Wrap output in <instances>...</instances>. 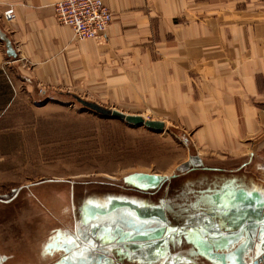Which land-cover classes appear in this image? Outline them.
Segmentation results:
<instances>
[{"label": "crops", "instance_id": "0c3cea01", "mask_svg": "<svg viewBox=\"0 0 264 264\" xmlns=\"http://www.w3.org/2000/svg\"><path fill=\"white\" fill-rule=\"evenodd\" d=\"M57 1L0 0V117L15 101L87 88L95 100L145 103L179 117L213 148L248 147L259 133L264 139V0H104L114 12L104 41L74 38L55 17ZM10 6L16 15L8 21L3 13ZM217 197L222 223L209 217L197 243L218 264H244L238 242L245 228L226 210L236 209L232 199ZM130 208L141 216L161 210ZM128 209L120 208V217ZM85 228L118 240L99 247H136L149 259L163 253L155 238L136 243L130 230Z\"/></svg>", "mask_w": 264, "mask_h": 264}, {"label": "rangeland", "instance_id": "374dc122", "mask_svg": "<svg viewBox=\"0 0 264 264\" xmlns=\"http://www.w3.org/2000/svg\"><path fill=\"white\" fill-rule=\"evenodd\" d=\"M66 92L15 101L0 117V264H58L64 253L51 242L60 237L78 239L77 233L95 226L96 210L128 203L131 207L154 205L166 213L170 224L197 225L190 230L182 227L155 259L137 255L136 247H100L108 255L105 264H218L201 252L196 238L202 218L222 223L217 218L225 210L217 194L223 186L242 189L234 203L241 220L253 203L255 213L246 218L264 215L261 133L248 147L217 149L200 142L182 119L161 114L159 108L145 103L136 107L133 102L104 96L95 100L99 96L87 88L70 91L108 108L163 120L164 130L100 115ZM192 156L204 162H192ZM230 159L240 164L218 162ZM140 172L177 175L156 191L130 178ZM89 230L94 244L118 241L102 237L103 233L99 239ZM255 241L256 247H240L244 264H252L255 253L264 249V238Z\"/></svg>", "mask_w": 264, "mask_h": 264}, {"label": "water", "instance_id": "95a60500", "mask_svg": "<svg viewBox=\"0 0 264 264\" xmlns=\"http://www.w3.org/2000/svg\"><path fill=\"white\" fill-rule=\"evenodd\" d=\"M68 96L75 98L80 104L89 108L100 115L103 116H111L114 118L122 119L125 122L131 125H143L149 127L154 130H164L165 122L163 120L144 118L141 114H132L121 111L117 108H108L103 105L98 104L97 102L85 100L81 96H78L72 92H66ZM192 162L195 163H203V159L192 156ZM196 160V161H194ZM219 163L228 165L240 164V161L235 159H230L226 161H218ZM173 175H161V174H150V173H134L130 176V178L135 181L137 184L141 185V187L147 188H156L163 184L164 181L171 179V177L176 176ZM129 208L128 212H130L129 216L126 215V219L124 215L120 217L118 211L120 208ZM131 206H116L112 207L113 209L109 212L102 213L99 212L98 218L104 220H99L96 218L93 224L97 227L105 226L109 230L114 231L115 228H120L123 230H130L129 235L130 239H133L136 243H144L147 240L155 238L157 241H163L166 237H170V234L176 232L178 228L173 230H168L170 224L167 221L165 213L162 210H155L153 213H146L145 215H139V211L136 208H130ZM167 229V230H165ZM249 230V229H247ZM261 231L264 232L262 228ZM249 233V232H248ZM78 239L68 240L66 237H60L57 242H51V245L58 246L64 250V255L58 264H105L106 258L108 255L106 253L101 252V248L97 246L91 245L87 240V237L83 234L80 235L77 233ZM133 236V237H132ZM264 236L262 237V239ZM154 240V241H155ZM123 241V240H122ZM156 241V242H157ZM84 243L82 245L81 243ZM123 242H119L122 244ZM118 245V244H117Z\"/></svg>", "mask_w": 264, "mask_h": 264}, {"label": "built area", "instance_id": "2783aa9c", "mask_svg": "<svg viewBox=\"0 0 264 264\" xmlns=\"http://www.w3.org/2000/svg\"><path fill=\"white\" fill-rule=\"evenodd\" d=\"M56 19L70 25L78 40L104 41L113 19V13L104 0H59L54 4ZM8 21L15 19V8L4 11Z\"/></svg>", "mask_w": 264, "mask_h": 264}, {"label": "flooded vegetation", "instance_id": "af4514ba", "mask_svg": "<svg viewBox=\"0 0 264 264\" xmlns=\"http://www.w3.org/2000/svg\"><path fill=\"white\" fill-rule=\"evenodd\" d=\"M242 164H246L245 162L244 163H242ZM241 164V165H242ZM164 182H166V181H164ZM163 182V183H164ZM163 186V184H161L159 187H156L154 190H158V189H160L161 187ZM224 188H227V187H224L223 186V190L221 189V191H220V193L219 194H217V196L218 195H222V196H225L226 198L228 197V200H231L232 199V202H234V203H236V201L238 200V194L241 192V190L242 189H239V188H235L234 186H230V187H228V190H226V189H224ZM139 190H141V189H139ZM142 191H146V190H142ZM141 191V192H142ZM247 204H249L248 202H246ZM250 203H251V201H250ZM235 206H236V204H234ZM248 208H247V211L245 212V216L247 217V216H249V215H253V213H255V210H256V204L255 203H253V207H252V204H251V207L250 206H247ZM235 209V208H234ZM234 209H232V210H234ZM237 209V208H236ZM231 210V211H232ZM260 211V210H259ZM165 213V212H164ZM234 219L236 220V222H235V224H236V226H237V221L239 220L240 221V224L239 225H241V226H243V228H245L244 230H245V233H247L241 240H240V242H238V243H241V245H243V247L245 248V249H248L250 246L252 247H256L257 246V241H255V239L257 238L258 240H259V238H261L262 239V237H263V231H261V229L263 228L264 229V224L263 225H260L261 223H259L257 220H258V218L259 217H252V218H244L243 220H241L242 219V217H241V215L240 214H238V211L237 210H234ZM258 213V212H257ZM165 215H166V213H165ZM261 218H262V220H264V215H263V213L261 214V216H260ZM167 218V217H166ZM207 218V219H206ZM206 218H202V222L201 223H198L200 226H202V225H205L204 223H207V221H208V217H206ZM167 221H168V223L170 224V221H169V219L167 218ZM195 225H197V224H187L186 226H185V224H170V227H169V229L168 230H173V229H175V228H178V230L176 231V232H173V233H171L170 234V237L168 238V237H166L164 240H163V243H168L169 241H170V239L172 238V237H176L177 235H179L180 233H179V231L181 230V228L183 227V228H189V230H190V227H194ZM238 225V226H239ZM247 227V228H246ZM247 229H249V230H247ZM248 232H252V233H248ZM260 234H262V235H260ZM252 238H255L254 239V241L252 240ZM252 240V241H251ZM261 252V251H260ZM259 252V253H260ZM259 253H255V257H254V259H253V261H252V264H264V249L262 250V252H261V254H259ZM245 254V253H244ZM259 254V255H258ZM256 255H258V256H256ZM257 257V258H256ZM256 258V259H255Z\"/></svg>", "mask_w": 264, "mask_h": 264}, {"label": "bare ground", "instance_id": "6f19581e", "mask_svg": "<svg viewBox=\"0 0 264 264\" xmlns=\"http://www.w3.org/2000/svg\"><path fill=\"white\" fill-rule=\"evenodd\" d=\"M74 34V33H73ZM75 38V37H74Z\"/></svg>", "mask_w": 264, "mask_h": 264}]
</instances>
